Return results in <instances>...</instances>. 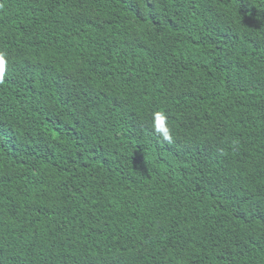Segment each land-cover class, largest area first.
<instances>
[{"label":"trees","instance_id":"obj_1","mask_svg":"<svg viewBox=\"0 0 264 264\" xmlns=\"http://www.w3.org/2000/svg\"><path fill=\"white\" fill-rule=\"evenodd\" d=\"M0 52V264H264V0H0Z\"/></svg>","mask_w":264,"mask_h":264},{"label":"clouds","instance_id":"obj_2","mask_svg":"<svg viewBox=\"0 0 264 264\" xmlns=\"http://www.w3.org/2000/svg\"><path fill=\"white\" fill-rule=\"evenodd\" d=\"M8 59L6 53L0 52V83L4 81V74ZM149 127L162 142L171 143L173 141L172 130L169 125V118L164 110H155L151 113Z\"/></svg>","mask_w":264,"mask_h":264}]
</instances>
